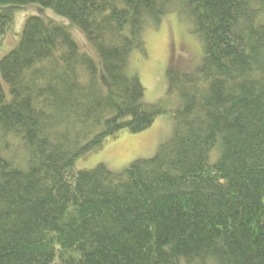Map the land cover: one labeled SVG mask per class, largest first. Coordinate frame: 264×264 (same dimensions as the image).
Returning <instances> with one entry per match:
<instances>
[{"label":"trees","instance_id":"1","mask_svg":"<svg viewBox=\"0 0 264 264\" xmlns=\"http://www.w3.org/2000/svg\"><path fill=\"white\" fill-rule=\"evenodd\" d=\"M34 3L69 22L30 16L0 59V264H264V0H0V36ZM171 13L204 52L167 71L172 136L123 171L76 170L169 111L131 61Z\"/></svg>","mask_w":264,"mask_h":264},{"label":"rangeland","instance_id":"2","mask_svg":"<svg viewBox=\"0 0 264 264\" xmlns=\"http://www.w3.org/2000/svg\"><path fill=\"white\" fill-rule=\"evenodd\" d=\"M38 15L68 24V18L54 9L34 3L14 8V22L4 36H0V59L20 41L27 19ZM72 32L81 47L97 56L96 50L87 44L84 32L74 27ZM146 52L135 50L132 54V68L136 70L145 86V100L150 103L167 100L168 112L159 115L154 123L138 133L122 130L108 137L96 150L81 156L75 163L76 170H89L99 164L113 171H123L133 161L153 157L161 144L173 134L175 121L173 110L180 105L178 96L168 97V74L170 67L182 71H194L203 57V43L189 31V26L177 13L163 18L158 28L146 33ZM98 57V56H97Z\"/></svg>","mask_w":264,"mask_h":264}]
</instances>
